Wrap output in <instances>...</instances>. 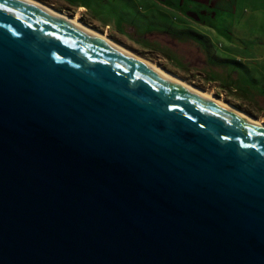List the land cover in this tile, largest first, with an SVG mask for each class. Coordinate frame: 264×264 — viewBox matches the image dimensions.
Segmentation results:
<instances>
[{
    "label": "water",
    "instance_id": "1",
    "mask_svg": "<svg viewBox=\"0 0 264 264\" xmlns=\"http://www.w3.org/2000/svg\"><path fill=\"white\" fill-rule=\"evenodd\" d=\"M0 5V264H264V127Z\"/></svg>",
    "mask_w": 264,
    "mask_h": 264
},
{
    "label": "rangeland",
    "instance_id": "2",
    "mask_svg": "<svg viewBox=\"0 0 264 264\" xmlns=\"http://www.w3.org/2000/svg\"><path fill=\"white\" fill-rule=\"evenodd\" d=\"M39 1L69 16L78 14L79 21L85 25L106 32L121 46L157 63L187 83L210 91L225 102L233 101L264 124V99L258 101L229 89L221 83L222 74L212 73L211 66L204 65L206 56L207 61L216 64L232 63L243 69L252 81L258 79L259 73L264 77V0L220 2L216 15L200 16L201 26L185 24L177 6L167 7V3L177 5L176 0ZM76 4L84 8L79 10ZM184 19L192 21L188 14ZM157 33H162L161 40ZM189 39L196 44L189 45ZM197 47L201 54L196 51ZM241 108L236 109L244 111Z\"/></svg>",
    "mask_w": 264,
    "mask_h": 264
},
{
    "label": "trees",
    "instance_id": "3",
    "mask_svg": "<svg viewBox=\"0 0 264 264\" xmlns=\"http://www.w3.org/2000/svg\"><path fill=\"white\" fill-rule=\"evenodd\" d=\"M159 34V33H157ZM170 35V34H168ZM171 36V35H170ZM157 37V36H156ZM162 33L158 35V39H162ZM174 37V36H171ZM175 38V37H174ZM180 40V39H179ZM187 42L186 40H184ZM197 49H200L197 47ZM204 51V50H203ZM205 53V52H204ZM205 61V67L211 66L210 68L213 71L219 74L223 75V79H221V83L228 87L229 89H233L237 92H240L244 94L246 97L251 99H256L258 101H261L264 99V84L262 83L263 76H258L257 80L252 81L251 78H248L247 75H245V72L241 68L234 67L232 63H213L206 60V56H204ZM214 69V70H213ZM218 70V71H217ZM231 104L235 105L238 108H241L240 105L235 104L233 101L228 100ZM246 112H249L248 110L241 108Z\"/></svg>",
    "mask_w": 264,
    "mask_h": 264
},
{
    "label": "bare ground",
    "instance_id": "4",
    "mask_svg": "<svg viewBox=\"0 0 264 264\" xmlns=\"http://www.w3.org/2000/svg\"><path fill=\"white\" fill-rule=\"evenodd\" d=\"M30 1H34L35 3L41 5V6L45 7V8H47V9H49V10L55 12V13H57L58 15H60V16H62V17H64V18H66V19H68V20H70V21H72L73 23H75V24H77V25H79V26H81V27H83V28H85V29H87V30H90L91 32H93V33H95V34L101 36L102 38H104V39L110 41L111 43L117 45L118 47H120V48H122V49H125L126 51L130 52L131 54H133V55H135L136 57H138V58H140L141 60H143L146 64H148V65L151 66L152 68H154V69H156V70L162 72L163 74L169 76L170 78H172V79H174L175 81L181 83L182 85H184V86H186V87H189V88H191L192 90H194L195 92L200 93V94H202V95H204V96H206V97H208V98H210V99H212V100H215V101H217V102H219V103H222L223 105L228 106L229 108H231V109H233L234 111H236L237 113H239L241 116H243V117H245V118H247V119H250V120L254 121L255 123H257L258 125L264 127V124H263L259 119H255V118L249 116L247 113H245V112H243V111H241V110H238V109L232 107L231 105H228L226 102L223 101V99L221 100L220 98L215 97L210 91H205V90H203V89H200L199 87H196V86H194V85H191L190 83H187L184 79H181V78H179L178 76H176L175 74H173V73H171V72H169V71L163 69L162 67H160L159 65H157V63L155 64L154 62H151V60L149 61V60H147V59L141 57L140 55L135 54V53L132 52L130 49H128V48H126V47H123V46H121L120 44L116 43L114 40H112L110 37H108V36L106 35V34H107L106 32H99V31H97L96 29H93V28L89 27L88 25H85L84 23H82L81 21H79V19H78V17H77L78 14H76L75 16H74V15L69 16V15L66 14L65 12H63V11H58V10H56V9H53V8L49 7L48 5L42 3V2H40V1H38V0H30Z\"/></svg>",
    "mask_w": 264,
    "mask_h": 264
},
{
    "label": "crops",
    "instance_id": "5",
    "mask_svg": "<svg viewBox=\"0 0 264 264\" xmlns=\"http://www.w3.org/2000/svg\"><path fill=\"white\" fill-rule=\"evenodd\" d=\"M146 1H150V2H156V1L166 2V1H170V0H146ZM176 1L178 2L177 5L167 3V7L168 8H174L175 6H177L176 10H177V12H179L178 15H179V17L183 18V19H181V21H183L185 24H190L192 26H194V25L195 26H197V25L201 26L199 24L200 16H214V15L217 14V11L219 9L218 5H219L220 2H224V1L231 2L232 0H176ZM170 2H172V1H170ZM76 6H79V10L84 8L81 4H76ZM185 14L186 15L188 14L189 16H191L192 21L185 20L184 19ZM188 44L189 45H195L196 43L189 39Z\"/></svg>",
    "mask_w": 264,
    "mask_h": 264
},
{
    "label": "flooded vegetation",
    "instance_id": "6",
    "mask_svg": "<svg viewBox=\"0 0 264 264\" xmlns=\"http://www.w3.org/2000/svg\"><path fill=\"white\" fill-rule=\"evenodd\" d=\"M196 51L198 52V54H201V53H199V49L196 48ZM193 59H195V58L193 57ZM193 61H194V60H193Z\"/></svg>",
    "mask_w": 264,
    "mask_h": 264
},
{
    "label": "snow or ice",
    "instance_id": "7",
    "mask_svg": "<svg viewBox=\"0 0 264 264\" xmlns=\"http://www.w3.org/2000/svg\"><path fill=\"white\" fill-rule=\"evenodd\" d=\"M0 7H3V5H0ZM8 11H11V9H8Z\"/></svg>",
    "mask_w": 264,
    "mask_h": 264
}]
</instances>
